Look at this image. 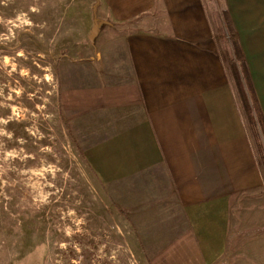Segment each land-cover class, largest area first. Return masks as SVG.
Returning a JSON list of instances; mask_svg holds the SVG:
<instances>
[{
    "label": "crops",
    "instance_id": "obj_1",
    "mask_svg": "<svg viewBox=\"0 0 264 264\" xmlns=\"http://www.w3.org/2000/svg\"><path fill=\"white\" fill-rule=\"evenodd\" d=\"M99 1L94 53L61 60L63 118L149 264H224L264 170L207 0ZM222 4L264 112V0Z\"/></svg>",
    "mask_w": 264,
    "mask_h": 264
},
{
    "label": "rangeland",
    "instance_id": "obj_2",
    "mask_svg": "<svg viewBox=\"0 0 264 264\" xmlns=\"http://www.w3.org/2000/svg\"><path fill=\"white\" fill-rule=\"evenodd\" d=\"M99 6L0 0V264H149L136 228L77 152L60 106L61 60L94 53ZM207 6L224 25L222 0ZM233 201L239 247L223 263L259 264L261 252L263 264L264 186Z\"/></svg>",
    "mask_w": 264,
    "mask_h": 264
},
{
    "label": "trees",
    "instance_id": "obj_3",
    "mask_svg": "<svg viewBox=\"0 0 264 264\" xmlns=\"http://www.w3.org/2000/svg\"><path fill=\"white\" fill-rule=\"evenodd\" d=\"M222 16L224 25L220 24L218 19L217 21L216 18L214 19L216 22V29L222 43H226L228 40L231 42V51L228 50L227 47L224 48L225 60L228 65L230 76L232 77L240 98L244 117L246 119L256 152L260 158V161L264 164V112L258 98L250 67L248 66L244 51L242 49L238 33L228 16V12H226L224 9L222 11ZM66 128L77 152L81 157H83L84 161H86V164L90 166L96 177H98L92 166L87 161L84 150L78 143L69 126H66ZM118 209L120 212L125 214L124 210L120 208Z\"/></svg>",
    "mask_w": 264,
    "mask_h": 264
},
{
    "label": "clouds",
    "instance_id": "obj_4",
    "mask_svg": "<svg viewBox=\"0 0 264 264\" xmlns=\"http://www.w3.org/2000/svg\"><path fill=\"white\" fill-rule=\"evenodd\" d=\"M23 15H25V14H21L20 16H18V19H21V17L23 16ZM9 23H11V21H9ZM22 23H30V21L29 20H27V19H22ZM22 54V53H21ZM26 74V73H25ZM17 91V94L19 95V93H20V91L21 90H16ZM7 121H0V123H6ZM0 134H3V132H2V130H0Z\"/></svg>",
    "mask_w": 264,
    "mask_h": 264
}]
</instances>
